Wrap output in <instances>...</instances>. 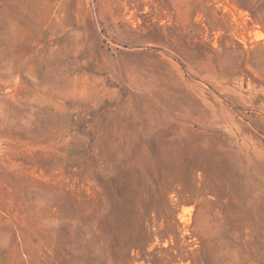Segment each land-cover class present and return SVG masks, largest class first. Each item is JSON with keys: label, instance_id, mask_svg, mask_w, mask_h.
I'll return each instance as SVG.
<instances>
[{"label": "rangeland", "instance_id": "374dc122", "mask_svg": "<svg viewBox=\"0 0 264 264\" xmlns=\"http://www.w3.org/2000/svg\"><path fill=\"white\" fill-rule=\"evenodd\" d=\"M0 264H264V0H0Z\"/></svg>", "mask_w": 264, "mask_h": 264}]
</instances>
